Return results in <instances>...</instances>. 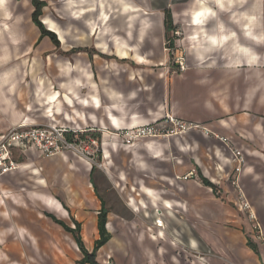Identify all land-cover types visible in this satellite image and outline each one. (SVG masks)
<instances>
[{"label":"crops","instance_id":"crops-1","mask_svg":"<svg viewBox=\"0 0 264 264\" xmlns=\"http://www.w3.org/2000/svg\"><path fill=\"white\" fill-rule=\"evenodd\" d=\"M42 1L46 5L48 2L49 7L61 2ZM262 1L64 0L70 20L80 22L82 27L76 28L73 23L66 28L59 26L66 39L58 38L56 45L33 23L32 0H0V135L23 122L41 124L35 119L39 107L45 121L42 124L88 130L92 136L98 133L101 138H95L101 140L104 162V171H101L92 170L91 165L73 153H63L57 155L58 158H45L34 152L16 154L19 169L0 179V214L7 223L1 234L4 248L0 260L7 258L13 260L12 264H25L24 258L30 257L36 259L34 264H42L41 259L45 258L43 263L49 264L46 258L58 253L34 246L38 230L32 226V221L42 216L40 222L48 227L44 230L55 231L59 227L61 231L63 228L40 210L45 208L69 227L71 222L73 224L71 218L78 220L87 239L99 232L98 215L112 199L117 206L107 211L106 228L112 236L114 264H264V243L254 236L264 237L261 175L248 166L238 178L245 199L257 217L256 222L250 221L240 208L238 211L244 217L233 213L198 177L201 171L218 187V193L223 189L227 200L237 204L238 189L226 179L232 160L224 158L223 150L227 148L217 136L228 138L226 135L231 130L241 133V129L234 119L224 118L227 109L222 98L223 87L231 88L233 80L230 76L223 78V72L217 67H253L263 61L245 42L250 41L256 47L264 45ZM249 5L251 8L245 10ZM165 10L171 11L173 25L188 28L186 42L192 44L193 64L181 76L172 77L169 85L166 79L163 82L165 74L153 72L154 80L161 81L158 94L151 84L144 89L142 71L127 68L126 63L131 61L139 67H150L149 55L141 51L148 43L150 32L155 37L158 34L165 37ZM144 21H148L149 27L141 40ZM130 27H134L131 36ZM122 28H125L123 34ZM76 29L83 30L82 38L75 37ZM85 34H90L88 40L84 39ZM78 40L91 46L94 53L71 55L69 61L75 63V70L58 69L51 78L44 74L37 95L32 94L28 74L31 57L53 61L54 53H69L79 47L74 45ZM52 80L54 89L46 85ZM228 107L229 114L233 113L232 98L228 100ZM167 115L200 125L216 137L207 136L199 129L167 140L140 141L135 146L110 140V132L148 125ZM232 117L230 114L229 119ZM233 143L237 147L238 144ZM124 152L130 155L128 167L125 156L120 163L118 161L120 153ZM70 154L81 159V169L67 163L65 155ZM130 172L137 174L136 180L131 179ZM187 174L193 178L183 180ZM74 180L82 185L74 184ZM55 184L62 189V196L70 207H86V211H79L80 217L69 216L68 206L60 199L62 196L49 194V187ZM156 210L164 220V233L135 219L143 213L158 217ZM19 230L25 235L27 247ZM126 234L135 237L134 244L122 241ZM14 235L16 242L27 250L19 249L13 237L11 242L18 249L8 251L5 243ZM67 236L72 239L71 234ZM47 237L51 239L48 234ZM250 239L258 248V254L248 246ZM75 246L79 251L76 241ZM65 250L61 249L63 253Z\"/></svg>","mask_w":264,"mask_h":264},{"label":"rangeland","instance_id":"rangeland-1","mask_svg":"<svg viewBox=\"0 0 264 264\" xmlns=\"http://www.w3.org/2000/svg\"><path fill=\"white\" fill-rule=\"evenodd\" d=\"M122 2L124 3V1H122ZM251 2H252V0H251ZM262 2H263L262 7H263V11H264V0ZM46 6L47 7L42 10L43 15L41 16L40 19L44 25L46 24L45 28L47 27L49 30H52V31L54 30L58 33L57 38L61 39L60 41H62V38L63 37L65 38V35H66L60 27L66 28L67 25L70 23H73L72 26H74L76 28L82 27L80 22H77V21L72 22L70 20V18H69L70 15L65 12L64 0H61V2H59V4L55 5V6H54V4H51L50 5V7L52 6L51 8L49 7L48 2H47ZM248 8L250 9L251 5L247 6L245 10H249ZM219 12L220 11H218V13ZM135 14H139V12L135 13ZM135 14H133L134 18L136 16ZM75 16H77V15L75 14ZM50 24L52 25V28H50V26H49ZM148 25H149L148 21H144L142 23L143 29L141 30V33H140V39L141 40L144 38V32L146 29H148V27H149ZM174 26H177L176 33H170V38H171V40L174 39L173 42L175 43V45H173L172 47H171L170 42H167V40L163 36V34H158L157 35L158 39H157V36L155 37L153 32H150V35H149L150 38H148V43L146 46H143L142 51H141L144 55H149L148 60L151 61V65L149 68L139 67L134 62L131 63V61H127V63H126L127 68L131 67L132 69L142 71V75H143L142 78H143V83H144L143 88L144 89H147V87L151 84V87H153V89L158 91V94H159V88L161 87V81L154 80L155 76L153 75V72H155V73L160 72V73L165 74V78L163 79V82H165L164 80L166 79V82L168 81L167 83L169 85L172 77L181 76L183 73V72H180V70H179V65L177 64L178 61H180L182 58L186 59V68L187 69L189 66H191V64H193V57L190 54V51H191L190 47H192V44H189L186 42V39L188 37V34H187L188 28L185 29L184 25H182V24L174 25ZM133 28L134 27L129 28L130 29L129 30L130 36L132 35V29ZM230 29H233V28H230ZM124 30H125V28L121 29L122 34H123ZM82 31L83 30L76 29L75 37L76 38H82ZM57 33H56V35H57ZM90 34H85L84 39L88 40L89 39L88 36ZM122 40L125 41V39H122ZM244 41H243V43H244ZM63 42L66 43L65 40ZM245 42H247L248 45H251L254 48V50L257 52V54L260 55L261 59H263V61H262L263 63L261 62L260 64L255 65L253 67H247V66L243 67V65L238 66L237 68H229V69H227L225 67H221V66L217 67L218 70L223 72V78L230 76V77H232V80H233V85L231 88H229L227 86L223 87L224 96L222 98L224 100V104H225L226 109H227L226 110V116L224 118L227 121H232L234 119L235 124L239 126L238 129H241V133L237 132V130L236 131L231 130V133L226 135V136H228V138H226V139H228L231 144H229V147H227L225 145L227 150L226 151L223 150V152H224L223 154H224V158H227L228 160H232V161H229V163L230 162L232 163V166L230 165L231 163L229 164L230 167L228 165L229 169L227 171L228 174L226 177V179L229 180L230 184H231V181L233 180V177L235 176V170H236L235 167L237 165L236 158L234 156V153L231 151V149H238L239 151H241L243 153V156L245 159L244 170L246 171L247 167L249 166L253 172H256L259 175H261L262 180L260 182L264 183V45L263 46L260 45V46L256 47V46H253V43H251L250 41H245ZM76 43H77V45L76 44H74V45L79 46V47H76L74 50L71 49V51H69V53L68 52H61V53H57V54L54 53L51 56L52 58L53 57L55 58L53 61H50L48 58L47 59L45 58V57H48V55H44L45 59L43 61L41 59L34 60V57H31V59H33V60L31 61L30 66L28 67V74L30 75L29 84L31 86L30 90H31L32 94L37 95L36 91L39 89V87L41 85L40 79L43 78L44 74H47L51 78L52 74L55 70L59 71L58 69H60L61 71H64L70 67L75 70V63L73 62L74 66H72L73 65L72 62L69 61L70 58L72 57L71 55L80 56L82 54H85V52H88V54H91L92 52L94 53V50L91 46H89V45L86 46V44H81L80 40H78ZM136 48L138 49V47H136ZM65 50L68 51L69 49H65ZM177 51H178V54L176 53ZM219 54L217 56L220 58L221 56ZM162 61L164 62L163 65H161V66L158 65ZM53 84H54V81L52 80V81H47L46 85H47V87L54 89L55 86ZM156 98H159V95H156ZM230 98H232V104H234L233 113H230L233 115V117L231 119H229L230 114L228 112V108H229L228 107V100ZM38 99L39 98L37 97L36 100H38ZM37 109H38L37 110L38 114L35 115L36 116L35 119L38 120L39 122L44 123L45 121L42 119L43 116H42L41 112L39 111V107ZM88 136H91L93 138L96 137L99 139L101 138V136L98 133L94 134L93 136L91 134H88ZM212 137L215 138L216 136H212ZM167 139H170V138H167ZM167 139H159V140H167ZM233 142L238 144L237 145L238 148L235 146V144ZM121 144H123V143H121ZM133 146H135V145H133ZM65 156L68 157L67 163L69 165L74 166L77 169L82 168L81 159H78L77 157H74L71 154L65 155ZM120 156H119L120 158H118L119 163H120V159L121 158L123 159V156H125L126 167H128L129 166L128 160L130 159V155L128 154V152L120 153ZM56 157L58 158V156H56ZM99 161L104 163L102 155L99 158ZM87 163L90 165L89 162H87ZM56 166H58V165H56ZM212 174H213V172H212ZM136 175L137 174H135V172H130V177L132 180H136ZM60 177H58L57 184L59 183ZM65 178L66 177H64V179ZM77 178L78 177H76V179ZM78 181L74 180V184L78 183L81 186L82 185L81 182H78ZM102 182H105V181H102ZM57 184L52 185L53 187H49V194H51L55 197L62 196V191H61L62 189L59 188V186L56 187ZM232 186H234V185H232ZM233 188L235 189L236 187L234 186ZM102 190L103 189H101V192H103ZM107 190H108V192H112V190H109V189H107ZM217 192H219V190ZM215 196L222 198L225 201V203L231 207L233 213L235 212L236 215L239 214L241 217H244L238 211L239 205H238L237 198L235 199L237 204H235L234 202L231 203L229 200H227V197H226L223 189H221L220 193L215 194ZM60 199L65 203V205L68 206L69 216H71V217H73V216L80 217L79 211H81V210L86 211L87 210V209H85L86 207H74V206L70 207L69 201L68 202L65 201L66 199H64L63 196ZM107 204L108 205H107V208L105 209V211L106 210L112 211L117 206V205L112 203V199H111V202L107 203ZM40 212H41V214L43 213L44 215H45V213H48L47 210L45 211V208H42V210H40ZM41 217L42 216H40L38 221H35V222L32 221L33 222L32 226L38 230V234H37L38 240L34 242V246L37 249L43 250V248H44V249H49L51 251L54 250L58 253L57 256L46 258V259H48L49 264H79V261L83 257H82L81 252H79L75 246L74 237H72V239H71L69 236H67L66 231H64L63 229L61 231L58 230V229H60L59 227H56L55 231L44 230L47 226L45 224H43V222H40ZM135 219H137V221L139 220L140 223L143 222V223H146V224L154 227L155 218H151V217H149V215H144V213H143L142 216L138 215V217ZM6 225H7V223H5V220L3 219L2 214H0V242H1V238L3 237L1 234L3 233L4 229L6 228ZM70 225H71V227L73 226V228L75 227V225H73L72 222L70 223ZM83 229L84 228L82 227L81 236L83 238L85 248L88 250V252H91L94 249L95 242L97 240H99L101 238V236H99V232L96 231V232H94L93 236L89 235L90 238L86 239L83 236L84 235ZM19 231H20V238L23 240L25 247H27L28 242L26 241L25 235H23L22 230H19ZM243 231L246 234V236H248L247 231L246 230H243ZM47 234L51 237V239L49 237H47ZM13 237H15V242H16L17 238H16V235H14V236L10 237L9 241H7L8 243H5V246H8V248H9L8 251L10 252L13 249L17 250L18 247H19V249L24 251V249H26V248H24L23 244H20V242L17 241L19 244H17L18 247H16V244H14V242H11V241H13ZM121 239L123 242L125 240L127 243L128 242L133 243V244L135 243V237L132 235L126 234ZM2 245H4V244H2V242H1L0 253H1V251H3V248H4V246H2ZM62 248H66V250L64 251L65 253H63L61 251ZM114 254H115V251H114V247H113V242L111 240L110 242L107 243V245L104 248L102 247L98 251L97 261L100 264H114ZM122 258L124 259V256ZM4 259H5L4 261L0 260V264H12V261H13L12 259L11 260L7 259V258H4ZM35 261H36L35 258H30V257L24 258L25 264H34ZM41 261H42V264H44L43 261H45V258L41 259ZM38 264H41V263H38Z\"/></svg>","mask_w":264,"mask_h":264},{"label":"built area","instance_id":"built-area-1","mask_svg":"<svg viewBox=\"0 0 264 264\" xmlns=\"http://www.w3.org/2000/svg\"><path fill=\"white\" fill-rule=\"evenodd\" d=\"M176 53L178 54V51ZM177 64L179 65L180 72L187 69L186 59L182 58ZM199 129H203L207 136H213L209 130L202 128L200 125L187 123L173 115H167L160 121L110 132L109 135L110 140L120 141L124 145L133 146L140 141L183 136V134ZM88 134L86 130L50 124L34 125L23 122L17 126H13L6 133L0 135V179L19 169L20 163L16 158V154L24 155L31 152L45 158H55L57 155L63 153H73L75 156L89 162L95 170L104 171V165L99 161L102 154V143L100 140L88 136ZM217 137L227 147L231 144L228 139ZM231 151L234 153L237 162L235 176L231 184L238 189L237 200L240 211L246 213L250 221L256 222L257 217L238 184V178L245 168L243 153L237 149H231ZM191 178L193 176L187 174L183 180ZM155 212L159 216L155 217L154 227L165 230L161 214L157 210ZM256 227L258 226L256 225ZM254 236L264 243V237L257 234Z\"/></svg>","mask_w":264,"mask_h":264},{"label":"trees","instance_id":"trees-1","mask_svg":"<svg viewBox=\"0 0 264 264\" xmlns=\"http://www.w3.org/2000/svg\"><path fill=\"white\" fill-rule=\"evenodd\" d=\"M33 6H34V12H33V23L35 26H37L41 31L43 36H48L50 39L56 44H59L57 35L52 31H49L45 28L43 22L41 21V16L43 8L46 6V3L42 0H32ZM164 26L166 28L165 31V38L167 42H170L171 47L175 45L173 40L170 38V33H176L177 26L173 25V20H172V13L170 10H165V19H164ZM87 132L90 134V132L87 130ZM94 170V168L92 169ZM199 180L200 182L213 189L214 193L217 194L218 192V187L214 184H212L203 174L201 171L199 172ZM103 204V203H102ZM104 205V204H103ZM66 208V207H65ZM107 210L102 208L98 215V230H99V236L101 238L95 242L94 249L91 252H88V250L85 248L83 238L81 236V229H82V224L73 218H71V221H73V224L75 225L74 229L69 227L64 221H61L57 219L55 216L49 213H45V215L50 218L56 225H60L67 233L71 234L72 237H74V240L76 241L77 247L79 251L83 254V258L79 261V264H100L97 261V254L98 251L104 247L112 238V236L108 233L107 231ZM248 246L253 249V251L258 254V248L256 245L252 242L250 239L248 241Z\"/></svg>","mask_w":264,"mask_h":264},{"label":"bare ground","instance_id":"bare-ground-1","mask_svg":"<svg viewBox=\"0 0 264 264\" xmlns=\"http://www.w3.org/2000/svg\"><path fill=\"white\" fill-rule=\"evenodd\" d=\"M110 18V17H109ZM46 22V21H45ZM50 26V28H52V25L50 24L49 25ZM160 231L162 232V233H164V230L163 229H160Z\"/></svg>","mask_w":264,"mask_h":264}]
</instances>
